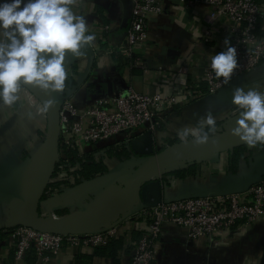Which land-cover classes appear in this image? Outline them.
<instances>
[{
	"label": "crops",
	"instance_id": "0c3cea01",
	"mask_svg": "<svg viewBox=\"0 0 264 264\" xmlns=\"http://www.w3.org/2000/svg\"><path fill=\"white\" fill-rule=\"evenodd\" d=\"M123 10V5L118 0H74L73 11L86 18L89 30L96 35V40L92 46L84 50L83 57L67 55L65 67L68 76L75 80V85L70 88L65 87L60 92H52L54 95L59 93L73 95L75 104L83 108L89 106L99 95L111 96L128 86L140 92H155L160 88L168 92L173 87L162 86L163 77L160 76L162 74L160 71L163 68L171 69L179 66L186 60L192 65L188 79L179 78L174 86L176 89L186 87L190 92L187 85L192 84L191 73L193 75L200 73L193 67L205 64L218 52V47L222 46L214 43L205 45L199 43L196 26L207 14L205 7L199 6L194 11L184 9L183 12L172 3L162 15L151 19L149 42L140 49L141 54L147 58L148 71L130 68L132 57L110 53L107 49L108 46H112L111 44L118 49L126 46L125 34L123 35L121 28ZM99 20L111 23V31L103 33ZM103 36L108 39L105 43L101 40ZM242 80L246 88L264 84V62L257 73L242 77ZM199 91H205L204 87ZM24 95L11 107L0 109V264H32V261L26 258L21 261L15 260L12 246L13 229L9 226V221H21V204L31 178L30 173L39 153L43 150L42 145L39 148L36 146L39 140L32 129L35 126L38 133L40 128L38 116L42 104L35 97H31L30 93L24 92ZM210 105H214L212 111L218 123L233 118L238 119L237 107L219 100L216 96L200 95L183 99L181 104L174 107L166 120V126H162L160 131L154 135L146 132L138 134L129 144H124L125 147L130 148L132 155L127 157V161L119 165L118 169L77 186L67 187L68 190L62 189L59 194L43 200L40 203V215L44 217L51 208L71 211L70 205H62V200L72 202V205L87 196L102 195L106 201L111 200L118 192L116 187L123 184L124 179L130 175L129 170L137 168V164L149 155L146 153L148 148L152 147L153 151L157 152L161 146L168 145L167 138H179L177 133L182 128L198 127L199 121L210 110ZM34 136L37 140L35 142L31 140ZM259 147L264 146L248 147L235 173L229 170L230 155L213 157L212 161L211 159L192 161L190 165H197V172L185 178L177 177L173 172L186 167L180 166L169 171L165 169L160 175H156L142 185L135 208L162 199H177L206 191L246 189L250 184V175L264 173L262 158L264 150L257 151L256 148ZM111 149L113 148L108 142H103L95 145L90 151L89 148L86 150L92 153L94 150L109 152ZM126 223L127 221L120 224L126 228ZM124 229L120 228L122 233L116 239L122 241L116 256H94L92 261L87 263L128 264L132 254L130 242L138 239L140 234L134 231L127 235ZM229 242L231 243L228 244ZM224 244L228 245L210 248L206 241H190L184 229L165 224L158 241L155 264H248L246 257L257 258L258 264H262L259 259L263 257L259 254L264 251V220L251 225L245 236L232 235ZM93 252L94 250L89 248L65 249L59 255L52 256L48 262L33 264H76L75 258L78 254L91 255Z\"/></svg>",
	"mask_w": 264,
	"mask_h": 264
},
{
	"label": "built area",
	"instance_id": "2783aa9c",
	"mask_svg": "<svg viewBox=\"0 0 264 264\" xmlns=\"http://www.w3.org/2000/svg\"><path fill=\"white\" fill-rule=\"evenodd\" d=\"M131 2V18L124 36L125 48L118 49L113 44L107 48L110 53L132 57L130 68L148 71L147 58L141 54L140 49L149 42L151 19L162 15L172 3L183 12L184 9L194 11L199 6L205 7L207 14L196 26L200 44L222 45L218 47L220 52L224 47V38L230 39L231 44L237 49L239 61V68L231 80L257 73L264 62V0H131ZM99 21L103 33L111 31V23ZM101 40L104 43L108 41L105 36L101 37ZM191 66L189 60H186L179 66L163 68L160 71L162 72L160 76L163 77L162 86L173 87L168 92L164 88L155 92H140L128 86L111 96L99 95L89 106L83 108L75 104L73 95L66 93L55 95L60 103L61 135L55 175L50 179V183L58 186L50 187L48 196L89 181L81 179L77 183L79 179L77 169H80L81 162L76 161L74 164L71 162L72 151L85 161L84 155L95 145L108 142L113 149L126 148L131 156L132 151L124 144H129L138 134L146 132L154 135L160 131L162 126H166V120L174 107L181 104L183 99L200 95L216 96L225 86L223 78H216L212 72L209 59L202 66L193 67L200 73L195 75L191 73L192 84L187 85L190 92L186 87L176 89L175 82L179 78L187 80ZM202 87L205 90L203 92L199 91ZM23 91L26 89L22 87L20 98L24 95ZM44 115L47 117L46 113ZM221 131L217 130L214 135H220ZM166 146H161L160 149ZM91 155L95 161H102L107 166V172L97 177L113 173L119 165L127 161L125 157L110 156L106 150H94ZM143 161L144 159L138 164ZM191 162L192 160L185 159L181 164L188 167ZM134 170L135 168L129 170L131 176ZM89 197H83L80 203H85ZM57 210L58 208L51 209L44 217L53 219L63 217L56 214ZM261 220H264V174L243 192L162 199L150 205H141L128 217L92 231L67 235L43 232L25 226L22 218L17 222L9 221V226L13 229L12 246L15 260H24L28 252L33 251L35 263H41L50 261L52 256L59 255L65 249L95 250L97 247L107 246L119 238L122 233L120 228H125L120 223L127 221L124 229L127 235L134 231L140 234L138 239L130 242L132 254L128 264H155L158 241L165 224L182 228L190 241H206L210 248L215 249L222 247V242L224 244L232 235L240 236L241 232L247 234L251 225ZM259 261L261 263L262 258Z\"/></svg>",
	"mask_w": 264,
	"mask_h": 264
},
{
	"label": "clouds",
	"instance_id": "9594fccd",
	"mask_svg": "<svg viewBox=\"0 0 264 264\" xmlns=\"http://www.w3.org/2000/svg\"><path fill=\"white\" fill-rule=\"evenodd\" d=\"M73 4L74 0H0V109L16 104L26 85L45 92L65 89L67 55L83 57L84 50L96 40L86 18L73 11ZM223 46L222 51L210 57V68L227 85L239 61L237 49L228 37ZM232 102L238 119L231 134L250 148L264 145V84L234 88ZM50 104L51 101L44 105L45 111ZM212 109L214 105H210L198 127L179 130L182 143H208L217 131ZM245 234L241 232L240 236ZM228 244L222 242L224 246ZM259 256L264 257V252ZM245 259L248 264H258L257 258Z\"/></svg>",
	"mask_w": 264,
	"mask_h": 264
},
{
	"label": "water",
	"instance_id": "95a60500",
	"mask_svg": "<svg viewBox=\"0 0 264 264\" xmlns=\"http://www.w3.org/2000/svg\"><path fill=\"white\" fill-rule=\"evenodd\" d=\"M118 1L121 2L124 8V15L122 17L123 22L121 23V28H123L122 31L124 32V35L127 29L126 26H128L127 24H129L128 21L131 18L132 2L131 0ZM107 10L109 11L108 8ZM236 87L246 88L242 78L239 77L231 80L229 84L223 87V89L216 95V97L219 100L226 101L229 104L234 105L232 102V91ZM24 88L32 93V95L42 104L43 107L46 103L51 101V104L46 111L48 122L46 129V140L43 144L46 146L45 154L36 171L33 173L28 186L26 187L21 204L23 224L38 231L67 235L105 228L119 219L128 217L133 211L136 210L135 205L139 200L142 185L158 175L163 168L169 171L172 169H178V167L180 166L183 167L181 163L189 154H199V152L206 153L205 151L202 152L197 150L202 146H221V148L215 150L228 149L230 153H232L235 147L246 145L245 143L241 142L238 137L229 134L231 132L230 131L223 135H213L208 143L204 145H195L191 142L182 143L181 141H179L174 144L167 145L163 149H158L159 151L157 152H154L153 148L150 147L146 151V153L149 155L143 158L144 161L138 164L137 168H135L134 173L131 176L129 182L130 192L128 196L118 206L111 209L110 211L97 214L94 217L81 222L59 223L56 220L48 221L47 218L41 217L39 209L40 203L42 202V195L50 182L57 164L61 135L60 103L52 92H45L31 85H26L24 86ZM231 126L234 127L235 125L233 124ZM149 135L152 134L149 133ZM262 158L264 160V155ZM170 162H173V164L170 165ZM262 174L264 173L262 172L258 175H250V184L246 189L235 188L216 191L213 190L203 193H197L194 195H186L184 197H197L207 195L214 196L243 192L247 190ZM78 208L84 213H87L89 211V206L86 203L81 204L80 202H78Z\"/></svg>",
	"mask_w": 264,
	"mask_h": 264
},
{
	"label": "trees",
	"instance_id": "16d2710c",
	"mask_svg": "<svg viewBox=\"0 0 264 264\" xmlns=\"http://www.w3.org/2000/svg\"><path fill=\"white\" fill-rule=\"evenodd\" d=\"M74 85H75V80L73 79V77L68 76L66 80V87L70 88ZM217 125H218V122H217ZM179 141H180L179 138H174V139L167 138L166 139V142L168 145L174 144ZM257 146H261V145H257ZM248 147L249 146L247 145H243V146L235 147L233 149V152L230 154V157H229V170L231 172L235 173L238 170V168L240 167L242 158H244L245 153L248 151ZM70 155L72 157L71 162L73 164L76 161L81 162L80 169H77V173L79 175V179H77V183H79L81 179L91 180L107 172V166L102 161H99V162L95 161L90 152L84 155L85 161L77 157L75 151H72ZM109 155L117 156V157H125V158L130 157L129 151L126 148L111 149L109 150ZM196 172H197V165H189L186 168H180L174 171L173 174L177 177L185 178L189 175H195ZM54 175H55V171L52 174V177ZM57 186L58 184L49 182V184L47 185V188L45 189V192L42 195V201L49 197L48 196L50 192L48 191L49 188L50 187L54 188ZM56 214L58 216H64V215L69 214V211L67 209L62 208V209H58L56 211ZM121 246H122V241L115 239L107 246H101V247L95 248L94 252L91 255L78 254L75 258L76 264H88L90 263V261H92V258L94 256H105V255L116 256L117 251L121 248ZM26 259L32 261L31 262L32 264L36 262V257L34 256L33 251L28 252V254L26 255ZM262 259H263L262 264H264V257Z\"/></svg>",
	"mask_w": 264,
	"mask_h": 264
},
{
	"label": "rangeland",
	"instance_id": "374dc122",
	"mask_svg": "<svg viewBox=\"0 0 264 264\" xmlns=\"http://www.w3.org/2000/svg\"><path fill=\"white\" fill-rule=\"evenodd\" d=\"M24 88V87H23ZM26 89V88H25ZM26 93H30L27 89H26V91H25ZM31 95H32V93H30ZM46 113V111L44 110V107H42L41 108V113H40V116H38V118L40 119V128L38 129V133H37V131H36V127L34 126V128L32 127V129H34L33 131H35V133L34 134H37V137L36 136H34V138L33 139H31V140H33V142H35V141H37L36 140V138L39 140V143L38 144H36V143H34V144H36V146L39 148V146H40V144L41 143H44L45 142V140H46V128H47V122H48V119L47 118H44V114ZM46 115H47V113H46ZM236 118H233V119H229V120H227L226 122L225 121H221V122H219L218 123V125H217V130H222L221 131V133H220V135H223V134H225V133H227V132H230L231 131V129L233 128L231 125H235L236 124ZM36 137V138H35ZM28 142H32V141H28ZM32 142V143H33ZM166 146V145H165ZM262 146H264V145H262ZM164 148V147H163ZM262 147H259V148H256V150L258 151V150H264V147L261 149ZM29 149V148H28ZM216 149H218V148H216ZM199 151H202V150H199ZM203 152V151H202ZM206 153H201V152H199V154H189L187 157H185V159L187 160V159H190V160H192V161H194L195 160V158L196 159H198V161H201L200 159H202V160H208V159H211V161H212V159H213V157H220V156H223V157H226V156H228V155H230V151L228 150V149H221V150H210V152H207V151H205ZM43 156L44 155H42L40 158H39V161H38V163L37 164H35L34 165V167H33V169H32V171H31V173H30V177L32 178V176L31 175H33V173L36 171V169H37V167H38V165L40 164V162H41V160H42V158H43ZM31 178H30V180H31ZM128 179H129V182H130V179H131V174L130 175H128V177H127ZM126 178V179H127ZM126 179H124V180H126ZM29 180V181H30ZM124 183V182H123ZM116 187V186H115ZM119 187H124V185L123 184H121V185H119L118 186V188ZM116 189H117V187H116ZM83 196V195H82ZM98 196H90L89 197V199L87 200H85L84 202L89 206V211L87 212V213H84V212H82V211H80L79 210V208H78V203L77 204H73L72 205V202H65L64 200H62V205H64V206H66V205H70V210L71 211H69V214H67V215H64V216H68V215H70L71 213H73V212H75V211H77L78 210V212L77 213H84V214H86V215H88V214H91L92 216H95V215H97V214H99V213H101V210H100V205L101 204H103L104 203V201H102V200H97L96 198H97ZM97 200V201H96ZM98 202H101V203H98ZM85 203H81V204H85ZM97 203V204H96ZM63 206V207H64ZM61 207V206H60ZM41 217H43V216H41Z\"/></svg>",
	"mask_w": 264,
	"mask_h": 264
},
{
	"label": "bare ground",
	"instance_id": "6f19581e",
	"mask_svg": "<svg viewBox=\"0 0 264 264\" xmlns=\"http://www.w3.org/2000/svg\"><path fill=\"white\" fill-rule=\"evenodd\" d=\"M229 134H231V132ZM42 146H43V150L39 153L38 158L36 160V164L38 163L39 158L45 154L46 146L45 145H42ZM216 148H221V146H202V147L198 148L197 150L198 151L202 150L204 152V151L215 150ZM169 164L172 165L173 162H170ZM161 171L164 172L165 168H163ZM161 171L159 172L158 175H160L162 173ZM123 185H124V187H122V188L121 187L118 188V186H117L118 192H116L115 196L109 201H106L105 197H103L102 195H99L96 198L97 200L99 199V200L104 201V203L100 205L101 213H105L107 211H110L111 209L115 208L116 206H118L120 203H122L125 200V198L128 196V194L130 192V190H129V179L124 180ZM98 203H101V202H98ZM45 209L49 210V208H46V207H45ZM77 212H78V210L71 213L68 216L59 217L57 219L47 217V220L48 221L56 220L59 223H75V222L85 221V220H88V219L94 217L91 214L86 215L84 213H77ZM101 213H99V214H101ZM14 222H17V221H14Z\"/></svg>",
	"mask_w": 264,
	"mask_h": 264
}]
</instances>
